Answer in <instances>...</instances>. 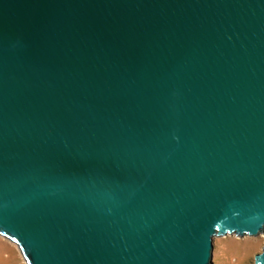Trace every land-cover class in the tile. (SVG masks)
I'll use <instances>...</instances> for the list:
<instances>
[{
    "label": "water",
    "instance_id": "water-1",
    "mask_svg": "<svg viewBox=\"0 0 264 264\" xmlns=\"http://www.w3.org/2000/svg\"><path fill=\"white\" fill-rule=\"evenodd\" d=\"M261 233L264 0H0V235L26 264H213Z\"/></svg>",
    "mask_w": 264,
    "mask_h": 264
},
{
    "label": "rangeland",
    "instance_id": "rangeland-1",
    "mask_svg": "<svg viewBox=\"0 0 264 264\" xmlns=\"http://www.w3.org/2000/svg\"><path fill=\"white\" fill-rule=\"evenodd\" d=\"M213 264H254L261 252L264 233L237 237L234 234L214 237ZM0 264H26L16 243L0 235Z\"/></svg>",
    "mask_w": 264,
    "mask_h": 264
}]
</instances>
